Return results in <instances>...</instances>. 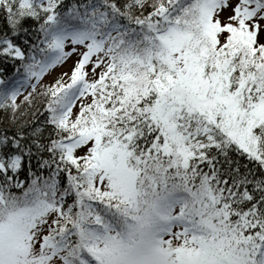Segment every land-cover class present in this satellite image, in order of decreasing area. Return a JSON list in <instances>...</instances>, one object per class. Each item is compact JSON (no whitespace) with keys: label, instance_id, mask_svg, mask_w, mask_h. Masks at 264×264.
Masks as SVG:
<instances>
[{"label":"snow or ice","instance_id":"1","mask_svg":"<svg viewBox=\"0 0 264 264\" xmlns=\"http://www.w3.org/2000/svg\"><path fill=\"white\" fill-rule=\"evenodd\" d=\"M0 264H264V0H0Z\"/></svg>","mask_w":264,"mask_h":264},{"label":"rangeland","instance_id":"2","mask_svg":"<svg viewBox=\"0 0 264 264\" xmlns=\"http://www.w3.org/2000/svg\"><path fill=\"white\" fill-rule=\"evenodd\" d=\"M69 63H70V61H69ZM67 66H68L67 64H65L63 67L58 66V67L52 72L51 75H46V76L44 77V81H45V82L50 81V80L53 78V76L58 75L62 70H66Z\"/></svg>","mask_w":264,"mask_h":264}]
</instances>
